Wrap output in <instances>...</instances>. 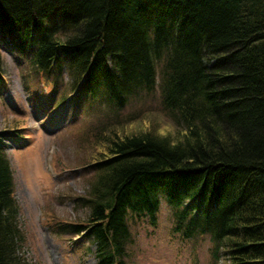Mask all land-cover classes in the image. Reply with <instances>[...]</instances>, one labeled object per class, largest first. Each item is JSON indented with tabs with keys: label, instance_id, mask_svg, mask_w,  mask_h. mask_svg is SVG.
<instances>
[{
	"label": "trees",
	"instance_id": "1",
	"mask_svg": "<svg viewBox=\"0 0 264 264\" xmlns=\"http://www.w3.org/2000/svg\"><path fill=\"white\" fill-rule=\"evenodd\" d=\"M0 42L60 102L73 93L95 114L73 129L103 146L75 199L86 217L50 222L58 238L93 244L96 264H129L164 200L172 236L208 237L213 264H264V0H0ZM155 86L176 135H120L121 110ZM4 134L0 264H30Z\"/></svg>",
	"mask_w": 264,
	"mask_h": 264
},
{
	"label": "rangeland",
	"instance_id": "2",
	"mask_svg": "<svg viewBox=\"0 0 264 264\" xmlns=\"http://www.w3.org/2000/svg\"><path fill=\"white\" fill-rule=\"evenodd\" d=\"M0 58L5 77L0 85V133L7 136L2 144L14 172V198L21 224L30 237L25 258L30 264H95L93 244L80 239V247L74 249L69 239L58 238L49 227L57 219H85L87 209L75 206V199L88 192L93 177L89 164L102 149L101 141L96 146L94 130L87 131L90 137L84 130L73 131L72 124L77 129L89 119L82 109L72 111L73 101L68 95L65 107L60 106L55 116H47V110H32L29 99L38 89L30 87L26 80L27 74L29 78L35 76L28 60L3 47L1 42ZM65 80L69 82L66 76ZM156 82L159 83V75ZM155 88L150 94L136 96L121 110L117 126L120 135L143 131L176 135L178 128L164 113L159 90ZM60 93L61 88L57 94ZM161 202L157 227L145 224L137 230L129 249V264H213L209 238L185 244L172 236L170 211L166 202Z\"/></svg>",
	"mask_w": 264,
	"mask_h": 264
}]
</instances>
